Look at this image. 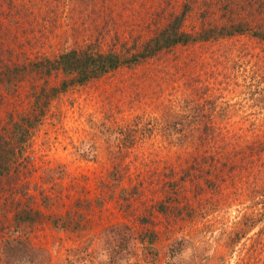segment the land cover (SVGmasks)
<instances>
[{
    "label": "rangeland",
    "instance_id": "374dc122",
    "mask_svg": "<svg viewBox=\"0 0 264 264\" xmlns=\"http://www.w3.org/2000/svg\"><path fill=\"white\" fill-rule=\"evenodd\" d=\"M11 1H0V144L18 161L0 159V264L24 206L40 213L25 241L53 264H168L181 240L172 264H264V40L178 46L54 98L26 143L14 133L36 95L62 81L18 76L29 58L141 46L186 5L189 33L264 32V0ZM65 217L69 231L52 228Z\"/></svg>",
    "mask_w": 264,
    "mask_h": 264
},
{
    "label": "trees",
    "instance_id": "16d2710c",
    "mask_svg": "<svg viewBox=\"0 0 264 264\" xmlns=\"http://www.w3.org/2000/svg\"><path fill=\"white\" fill-rule=\"evenodd\" d=\"M0 1L8 2L9 5L12 4L11 0ZM189 10V5H186L182 13L170 20L163 29L159 30L152 38L141 46L134 41L131 46L128 44H121V51L110 50L108 52H102L96 45L89 44L80 49L71 48L63 51L53 59L46 58L45 60L43 59L44 61H35L29 58L28 65L24 68H18V76H23L25 72L34 70V73L37 74L46 73L49 76L54 74L62 75V81L59 86L49 88L47 91L42 90L38 93V95H36V101L33 104V113L23 114L20 118L21 121L16 123L14 133L18 139V145L26 143V141L31 137V130H34L32 128L36 127V125L41 122L43 114L46 111L45 109L54 98L77 88L85 87L119 69H134L142 63L153 59L160 54L169 52L178 46L196 45L199 43L211 42L212 40L220 38L246 36L249 34H252L253 37L264 40V32L253 31L252 29L239 24L216 28H202L200 32L189 33L185 30V21ZM26 51L28 50L26 49ZM10 53L15 54L12 50H10ZM5 69L6 66L3 64L0 72ZM8 73L9 71L7 68L5 75H8ZM14 75L15 74H12L13 78L9 80V77V81H5V84L10 82L8 85L12 87V84L15 82L14 79L17 78V76ZM0 140H3V134H0ZM24 146L25 145H23V147ZM6 154L9 156L7 162L11 160L12 162L18 161L16 159L17 153L14 149L7 151L4 146L0 144V159L2 161L4 159V155L7 156ZM23 155L22 151V156ZM0 168V175L3 179H5V173H7L9 169L8 167L5 169L4 165H1ZM3 169L5 170L3 171ZM44 205L49 206V202L46 199H44ZM15 214L16 215L13 220L14 226L8 232L10 238L7 240H10V242L7 243L6 241L5 254L7 256V263L17 264L20 262L21 258L25 259L26 256L33 259L32 263L40 262V264H53L52 256L48 251L30 247L29 243L25 241L26 236H24V230L26 231L27 228L39 221V211H33L32 209H28V207L24 206V209H20V211L17 210ZM33 215H36V217ZM62 218H53L51 221L52 228L69 231L72 221L66 217L64 219ZM77 224L81 226V223ZM117 229L118 228H114L115 231H120V229ZM108 234L115 235L113 234V231L108 232ZM108 234H106V236ZM184 243L185 241L181 240L171 246L168 253V264H172V262H175L177 259L179 261L181 260V256L185 251L183 246ZM117 244H119V242H116L114 249L118 247Z\"/></svg>",
    "mask_w": 264,
    "mask_h": 264
}]
</instances>
